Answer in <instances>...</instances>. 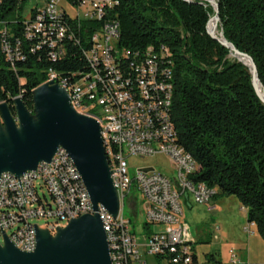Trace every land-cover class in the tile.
<instances>
[{
    "label": "built area",
    "instance_id": "2783aa9c",
    "mask_svg": "<svg viewBox=\"0 0 264 264\" xmlns=\"http://www.w3.org/2000/svg\"><path fill=\"white\" fill-rule=\"evenodd\" d=\"M31 1L15 0L14 11L0 17V52L13 67L39 52L57 62L70 56L80 38L87 44V49L74 54H82L88 71L61 75L49 69L45 83L63 88L73 109L99 124L119 210L115 218L101 205L94 211L65 155L52 157L49 163H40L35 173L1 174L0 245L5 235L16 249L32 252L36 229L54 236L68 219L97 214L110 239L114 264H146L142 251L170 264H202L182 202L208 204L215 191L194 180L199 166L187 159L166 118L168 51L148 47L132 52L119 46V24L111 17L118 0ZM3 3L0 0V6ZM18 22L20 30H12ZM156 155L168 158L172 178L148 167L136 169L130 177L127 157ZM134 194H140L142 200ZM125 199L135 214L141 208L144 224L150 228L143 235L144 243L138 242L123 216ZM39 219L45 220L42 226L34 223ZM158 226L164 230L157 231ZM243 231L252 236V223ZM227 262L250 264L232 250Z\"/></svg>",
    "mask_w": 264,
    "mask_h": 264
},
{
    "label": "trees",
    "instance_id": "16d2710c",
    "mask_svg": "<svg viewBox=\"0 0 264 264\" xmlns=\"http://www.w3.org/2000/svg\"><path fill=\"white\" fill-rule=\"evenodd\" d=\"M118 1L111 17L119 24V46L169 53L170 117L177 143L199 166L194 180L214 196H234L264 242V104L249 68L207 35L212 7L198 0ZM216 1L224 38L253 59L264 88V0ZM14 6L15 0H4L0 17H8ZM18 23L12 30H20ZM85 49L80 38L60 61L39 52L13 67L0 52V103L7 102L14 115L12 100L18 97L32 111V91L45 83L49 69L61 75L88 71L82 54H74ZM205 256L217 262L214 254Z\"/></svg>",
    "mask_w": 264,
    "mask_h": 264
},
{
    "label": "water",
    "instance_id": "95a60500",
    "mask_svg": "<svg viewBox=\"0 0 264 264\" xmlns=\"http://www.w3.org/2000/svg\"><path fill=\"white\" fill-rule=\"evenodd\" d=\"M192 3L195 0H183ZM212 7L207 35L228 49L229 57L249 68L253 89L264 104V94L253 59L237 50L223 36L216 0H198ZM219 28V32L215 28ZM261 87V88H260ZM14 115L7 102L0 103V176L16 177L33 171L40 163H49L59 147L76 167L88 192L94 211L98 205L117 216L119 200L111 180L100 126L92 118L77 113L66 91L53 82L32 91V111L20 98L12 100ZM0 264H111L106 235L97 214L72 219L52 236L36 229V247L32 252L16 249L4 235L0 245Z\"/></svg>",
    "mask_w": 264,
    "mask_h": 264
},
{
    "label": "rangeland",
    "instance_id": "374dc122",
    "mask_svg": "<svg viewBox=\"0 0 264 264\" xmlns=\"http://www.w3.org/2000/svg\"><path fill=\"white\" fill-rule=\"evenodd\" d=\"M32 4L30 3L27 10H24V16ZM126 161L130 177L136 169L144 167L151 168L167 177L172 178L174 175L168 158L163 155L146 158L127 157ZM216 192L218 193V191ZM134 196L138 200H142L140 194H134ZM182 210L192 237L197 241L195 247L200 263L209 264L205 255L214 254L215 259L222 264H228V251L232 250L242 261H248L251 264H264V242L258 236L255 227H252L254 232L252 236L244 233L243 229L248 226L245 209L234 196L217 195L211 198L208 204H196L192 201L182 202ZM136 213L129 209L125 199L123 216L129 220L131 232L135 234L138 242L144 243L143 235L146 230L143 228L144 216H142L139 206ZM44 222L45 220L39 219L34 223L42 226ZM155 229L163 231L164 227L158 226ZM140 254L146 264H170L167 260L147 256L143 251Z\"/></svg>",
    "mask_w": 264,
    "mask_h": 264
},
{
    "label": "bare ground",
    "instance_id": "6f19581e",
    "mask_svg": "<svg viewBox=\"0 0 264 264\" xmlns=\"http://www.w3.org/2000/svg\"><path fill=\"white\" fill-rule=\"evenodd\" d=\"M215 31L217 33L219 32V30H218L217 27L215 28ZM168 78H169V76H168ZM166 79H165V87H167V91H168V106H169V107H166V118L170 120V129L174 130V126H173V123H172L171 117H170V108H171V101H170L171 85L166 81ZM261 90H262V92L264 94V90L262 88H261ZM81 115H85V116L89 117L88 114H81ZM101 139L103 141V146H104V149H105V141H104V138H102V134H101ZM105 154H106L107 161H108V153H106V149H105ZM63 155H65L66 161H69L70 167H72L73 169H75L76 178L79 179L80 186H83V192H86V196H88V199L90 200L89 195H88V192H87V190H86V188L84 186V183H83V181H82V179H81V177H80V175H79L76 167L74 166L71 158L69 157L68 153L63 148L59 147L53 157L54 158H62ZM187 159L193 160V158L190 155H188V154H187ZM193 165H196V162L194 160H193ZM28 173H35V170L26 172V173H24L22 175H28ZM70 220H72V219H68V221H66V225L69 223ZM252 227H253V225H252ZM103 230H104L105 235H106V241H107V244H108L109 256H110L111 264H114V260H113V250L110 249V239L107 238V231H106V229H103Z\"/></svg>",
    "mask_w": 264,
    "mask_h": 264
},
{
    "label": "crops",
    "instance_id": "0c3cea01",
    "mask_svg": "<svg viewBox=\"0 0 264 264\" xmlns=\"http://www.w3.org/2000/svg\"><path fill=\"white\" fill-rule=\"evenodd\" d=\"M245 213H246V210H245ZM254 227V226H253ZM197 242V241H196ZM207 263L209 264H222L219 260L216 259L217 262L215 261H212V260H209V259H206ZM209 261V262H208ZM248 262V261H247ZM250 263V262H249ZM251 264V263H250Z\"/></svg>",
    "mask_w": 264,
    "mask_h": 264
}]
</instances>
